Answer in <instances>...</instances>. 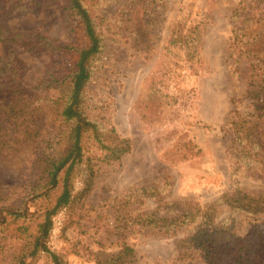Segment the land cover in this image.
<instances>
[{"label": "rangeland", "instance_id": "rangeland-1", "mask_svg": "<svg viewBox=\"0 0 264 264\" xmlns=\"http://www.w3.org/2000/svg\"><path fill=\"white\" fill-rule=\"evenodd\" d=\"M22 1L7 0V5ZM87 1L105 31V58L87 83L86 98L106 141L126 140L128 149L118 164L97 171L83 202L75 200L56 215L48 237L51 249L68 264H94L96 252L117 248L108 245L115 238L110 230L115 218L141 209L168 217L185 210L199 217L210 203L209 213L218 225L241 235L257 225L264 233V105L248 95L249 63L230 46L237 0ZM252 7L244 18L264 14V0ZM60 8L61 0H46L37 13L11 18L9 27L66 43ZM12 50L26 65L25 86L40 98L16 107H38L43 132L54 124L62 135L65 130L34 87L54 58L43 49L27 51L0 41V58ZM239 125L251 127L250 141L234 137L236 129L241 135ZM35 146L19 143L0 155V195L5 201L14 199ZM86 146L91 147L89 142ZM80 185L77 175L75 188ZM139 186L153 189V198L144 197L142 204L138 190L122 199L126 189ZM161 223L128 234L137 264H183L187 233L165 231L171 225ZM9 237L7 233L0 239V264H8L16 248ZM104 238L105 244H99ZM48 262L43 254L32 263Z\"/></svg>", "mask_w": 264, "mask_h": 264}, {"label": "trees", "instance_id": "trees-1", "mask_svg": "<svg viewBox=\"0 0 264 264\" xmlns=\"http://www.w3.org/2000/svg\"><path fill=\"white\" fill-rule=\"evenodd\" d=\"M45 1L24 0L7 5V0H0V41L27 51L43 49L54 58L52 67L34 87L44 94L42 99L54 112V120L65 130L59 136L53 124L44 133V122L36 110L38 107L24 111L16 107L22 102L28 105L38 103L40 98L25 86L23 73L26 65L16 51L1 57L0 155L12 151L19 143L36 142L32 160L22 171L14 199L5 201L6 198L0 195V239L5 240L10 233V237L16 240L8 264H33V260L43 254L49 259L48 264H68L64 256L48 244L56 215L75 200L83 202L92 189L97 171L118 164L128 149L126 140L118 139L113 144L106 141L103 128L92 114L86 98L87 83L102 67L105 58V31L91 12L90 1L61 0L60 15L68 32L66 43L55 44L43 33L9 27L11 18L37 13ZM257 1L237 0L232 11L235 22L229 41L238 56L245 57L249 63L251 86L248 95L264 105V14L244 18L245 10L252 9ZM240 126L241 135L236 129L234 137L239 141L243 138L250 141L251 127ZM87 142L91 145L89 149ZM77 175L81 180L78 189L75 188ZM138 190L143 195L142 204L144 197L153 198V189L139 186L126 189L122 199ZM211 205L205 204L206 211L199 217L191 216V212L185 210L168 217L163 212L156 213V209H141L133 215L127 213V218H115L110 229L115 238L108 245L117 248L96 252L94 264H137L135 249L126 240L128 234L132 230L153 229L160 222L171 225L165 231L187 233L182 242L183 264H264V233L261 229L255 225L251 233L241 235L230 226H220L209 213ZM105 240L99 244H105ZM194 252H197L196 256ZM196 257L201 259L200 263L193 260Z\"/></svg>", "mask_w": 264, "mask_h": 264}]
</instances>
